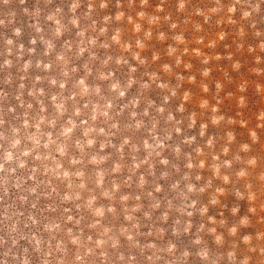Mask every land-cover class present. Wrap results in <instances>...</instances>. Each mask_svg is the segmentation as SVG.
Instances as JSON below:
<instances>
[{
	"label": "clouds",
	"instance_id": "1",
	"mask_svg": "<svg viewBox=\"0 0 264 264\" xmlns=\"http://www.w3.org/2000/svg\"><path fill=\"white\" fill-rule=\"evenodd\" d=\"M0 264H264V0H0Z\"/></svg>",
	"mask_w": 264,
	"mask_h": 264
}]
</instances>
